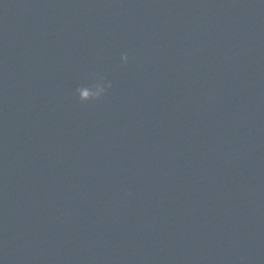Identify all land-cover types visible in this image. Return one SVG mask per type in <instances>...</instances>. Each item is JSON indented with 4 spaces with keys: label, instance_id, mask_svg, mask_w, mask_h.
<instances>
[{
    "label": "clouds",
    "instance_id": "9594fccd",
    "mask_svg": "<svg viewBox=\"0 0 264 264\" xmlns=\"http://www.w3.org/2000/svg\"><path fill=\"white\" fill-rule=\"evenodd\" d=\"M129 60L127 53H122L120 61L122 64H127ZM112 87L110 81H106L104 77L99 76L91 82H86L76 88V95L80 102H92L100 100Z\"/></svg>",
    "mask_w": 264,
    "mask_h": 264
}]
</instances>
